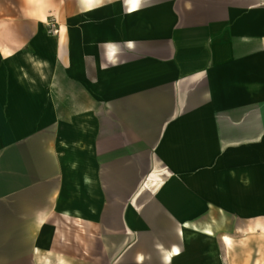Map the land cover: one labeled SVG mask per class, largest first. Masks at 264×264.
<instances>
[{
	"label": "crops",
	"instance_id": "1",
	"mask_svg": "<svg viewBox=\"0 0 264 264\" xmlns=\"http://www.w3.org/2000/svg\"><path fill=\"white\" fill-rule=\"evenodd\" d=\"M256 1L0 0V264H126L163 211V264H222L186 247L264 225Z\"/></svg>",
	"mask_w": 264,
	"mask_h": 264
},
{
	"label": "rangeland",
	"instance_id": "2",
	"mask_svg": "<svg viewBox=\"0 0 264 264\" xmlns=\"http://www.w3.org/2000/svg\"><path fill=\"white\" fill-rule=\"evenodd\" d=\"M241 11L255 10L257 16H263L264 2H241ZM242 16V14H241ZM257 26L264 25V18L256 19ZM211 179V182H214ZM194 193V192H193ZM196 203L203 198L193 195ZM235 201L244 200L246 196H235ZM194 202V201H193ZM235 208L239 206L237 202ZM242 206V205H240ZM220 213V212H219ZM169 212L163 211L155 217L154 223L159 220L160 222L167 223L169 226L163 227H146L147 235L143 238L141 243H129L125 246L127 253L126 264H163L159 251L156 249L157 245L165 248H170L173 245H180L182 251L185 247L182 243L176 241L177 233L176 228L171 225L172 221L167 218ZM244 212L238 213L235 210H228L224 212L223 221L218 226H214V236L199 238L191 245L186 247L187 250L192 252L200 251H215L222 253V264H264V225L249 227L244 225ZM216 214L213 213L211 219L215 220ZM145 230V231H146ZM228 237L229 240H226ZM153 239H159L161 242H152ZM125 253V254H126ZM136 254L144 256L143 261L136 262ZM199 259L186 260V264H199ZM183 259H178L173 264H185Z\"/></svg>",
	"mask_w": 264,
	"mask_h": 264
},
{
	"label": "bare ground",
	"instance_id": "3",
	"mask_svg": "<svg viewBox=\"0 0 264 264\" xmlns=\"http://www.w3.org/2000/svg\"><path fill=\"white\" fill-rule=\"evenodd\" d=\"M134 4V3H133ZM206 234L208 235H213V232L210 228H206ZM200 230L198 228H192L191 232L185 233L184 230L182 229V234L184 235L186 240H190L191 238H195L196 236H198L200 234ZM226 240H229L228 237H225ZM180 254V249L178 247H173V249L171 251L168 252V254L166 255L167 260H170V262L172 261V259L175 256H178Z\"/></svg>",
	"mask_w": 264,
	"mask_h": 264
},
{
	"label": "built area",
	"instance_id": "4",
	"mask_svg": "<svg viewBox=\"0 0 264 264\" xmlns=\"http://www.w3.org/2000/svg\"><path fill=\"white\" fill-rule=\"evenodd\" d=\"M53 32H54V33H57V32H58V30H54Z\"/></svg>",
	"mask_w": 264,
	"mask_h": 264
}]
</instances>
